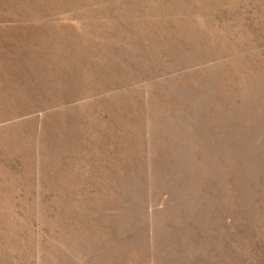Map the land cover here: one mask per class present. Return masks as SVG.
Instances as JSON below:
<instances>
[{"label": "rangeland", "instance_id": "1", "mask_svg": "<svg viewBox=\"0 0 264 264\" xmlns=\"http://www.w3.org/2000/svg\"><path fill=\"white\" fill-rule=\"evenodd\" d=\"M0 264H264V0H0Z\"/></svg>", "mask_w": 264, "mask_h": 264}]
</instances>
